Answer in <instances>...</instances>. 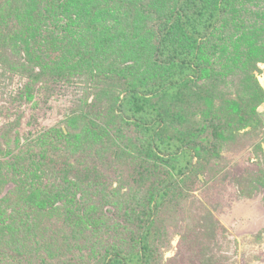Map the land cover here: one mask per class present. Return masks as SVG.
Returning a JSON list of instances; mask_svg holds the SVG:
<instances>
[{
	"label": "rangeland",
	"instance_id": "374dc122",
	"mask_svg": "<svg viewBox=\"0 0 264 264\" xmlns=\"http://www.w3.org/2000/svg\"><path fill=\"white\" fill-rule=\"evenodd\" d=\"M11 7L18 9L20 0H0V250L19 253L22 264H94L107 243L135 249L142 227L135 211L166 185L169 194L148 238L157 264H264V114L258 112L264 0H230L202 44L200 78L182 88L176 103L152 99L171 111L163 138L195 142L191 171L182 177L172 169L179 159L165 164L146 156L137 142L145 139L108 111L85 117L81 106L92 96L84 85L37 90L39 83L28 79L37 70L35 47L27 56L20 42L9 41ZM13 22L20 25L16 17ZM115 46V55L107 50L97 66L107 97H121L139 79L131 49ZM89 121L98 132L88 131ZM77 141H106V160L87 165ZM63 143L70 150L57 152ZM20 166H28L26 176L15 171ZM23 179L37 187L34 194L51 195L53 212L26 216L27 197L12 187ZM42 200L35 205L49 204ZM0 264L18 263L2 258Z\"/></svg>",
	"mask_w": 264,
	"mask_h": 264
},
{
	"label": "trees",
	"instance_id": "16d2710c",
	"mask_svg": "<svg viewBox=\"0 0 264 264\" xmlns=\"http://www.w3.org/2000/svg\"><path fill=\"white\" fill-rule=\"evenodd\" d=\"M229 4L230 0H20L18 9L11 7L15 16L8 15V37L13 44L20 42L24 51L27 50V56H30L28 48L33 50L35 47L33 65L37 70L28 79L39 83L37 90L54 91L84 85L92 96V100L84 99L81 106L85 117L108 111L125 125L132 126L145 139L137 142L146 156L152 153L165 164L179 159L178 166L172 169L176 176L182 177L191 171L190 149L195 142L165 140L162 136L164 123L171 116V111L152 99L176 103L181 100L182 88L200 78L202 44L214 34ZM15 17L20 25L14 24ZM107 18L108 21L114 20L113 24H108ZM2 40L5 41V38L2 37ZM119 43L121 46L125 44V48L133 52L134 68L139 72V79L129 85L121 97H107L108 87L100 89L96 80L99 75L97 66L100 56H105L107 50H111V56L115 55V44ZM139 60L144 62L141 64L146 69H143V73L139 71ZM155 74H159V77L150 79ZM258 112L264 114V101ZM89 123L93 129L86 125L88 131L98 132L95 130L99 126L93 121ZM215 127L212 126L213 129ZM77 143V149L85 155L87 165H96L99 161L97 157L101 159L104 156L106 160V141ZM70 145H58L60 149L57 152L70 150ZM27 168L20 166L15 171L19 176L21 172L26 176ZM89 170H85L86 179L91 177ZM35 178L31 177L32 180ZM7 182L12 184L9 179ZM12 187L16 196L27 197V208H24L26 216L50 214L55 209L54 204L48 201L51 195L48 192L34 194L31 190L37 187L27 183V179L13 182ZM168 194V186H162L135 211V219L142 225L135 249H130L123 242L107 243L99 249L104 250L101 260L95 259L94 264H157V251L150 246L148 238L151 221L158 218ZM39 196L49 204L37 207L35 201ZM22 257L19 253L0 250V259L22 264Z\"/></svg>",
	"mask_w": 264,
	"mask_h": 264
},
{
	"label": "bare ground",
	"instance_id": "6f19581e",
	"mask_svg": "<svg viewBox=\"0 0 264 264\" xmlns=\"http://www.w3.org/2000/svg\"><path fill=\"white\" fill-rule=\"evenodd\" d=\"M263 87H264V82H263Z\"/></svg>",
	"mask_w": 264,
	"mask_h": 264
}]
</instances>
